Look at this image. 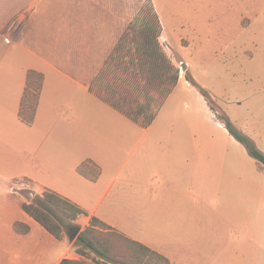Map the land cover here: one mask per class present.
I'll list each match as a JSON object with an SVG mask.
<instances>
[{"label": "crops", "instance_id": "0c3cea01", "mask_svg": "<svg viewBox=\"0 0 264 264\" xmlns=\"http://www.w3.org/2000/svg\"><path fill=\"white\" fill-rule=\"evenodd\" d=\"M199 1L210 4L204 12H158L162 35L185 39L183 51L196 45L214 51L225 70L251 61L247 47L264 46V30L253 27L263 12L257 1ZM228 1L251 14L250 25L237 30L217 10ZM64 3L0 0V264H61L72 257L65 239L22 209L30 202L23 197L28 189L62 196L86 212L80 221L89 225L95 217L171 264H254L256 246L264 247V175L248 170L249 160L238 153L244 146L188 81L179 79L147 126L115 107L95 89L105 58L91 44L90 60L77 57L73 28L63 21L73 14L61 10ZM84 65L90 71L80 74ZM31 71L44 82L28 125L20 111ZM181 86L203 118L193 121L198 109L187 101L184 113L168 116ZM206 122L227 135V143L208 138ZM247 132L264 150V136ZM82 164L97 167L98 178L80 174ZM20 181L31 186L22 188ZM17 224L28 233H19Z\"/></svg>", "mask_w": 264, "mask_h": 264}, {"label": "rangeland", "instance_id": "374dc122", "mask_svg": "<svg viewBox=\"0 0 264 264\" xmlns=\"http://www.w3.org/2000/svg\"><path fill=\"white\" fill-rule=\"evenodd\" d=\"M256 1L257 9L259 11L261 9L263 12L253 24V27L264 30V0ZM152 5L157 13L160 12L163 16H168L171 13L204 12L210 4L201 3L199 0H157L156 3L153 0H66V3L61 5L62 11L67 10L73 14V18L64 19L63 21L64 26L68 22L73 28V47L78 46L77 57L80 60H90L91 44L95 48V55L99 54L101 58H105L106 65L102 67L103 69L96 78L95 89L108 100L120 103L128 110H135L136 106L144 100V95H142L144 93L142 90L144 83L138 81L141 65L137 50L141 41L140 29L146 24V21L151 20L149 9ZM235 5L228 1L225 6H218L217 10L226 15L232 26L237 30H241L250 25L251 14L242 12V10L237 11V9L232 8ZM242 5L249 6L250 4L244 2ZM64 35L66 36V34ZM176 41L177 43L174 45L172 42ZM160 44L167 58L174 65L175 71L179 72V79L182 82L187 81L186 76L188 75L194 82L209 90L210 98L207 102L217 117L230 118L235 127L250 138L251 134L247 132V129L249 131L256 130L264 136L263 45L256 48L251 44L244 54L251 61L240 60L236 62L233 68L230 67L225 70L217 65L214 51H202L198 45L194 46L193 49L183 51L182 46L187 45L185 39L181 40L178 37L171 39L162 35ZM183 64L187 66L186 70L182 68ZM81 70L90 71V65L80 67V74ZM190 87L197 91L191 83ZM147 88L152 91L151 99L153 101H151L150 111L154 113L162 101V93L166 88L157 83L150 84ZM187 91L189 89L184 86L177 89L172 103L167 107L169 117L178 114L177 111L184 113V102L187 101L192 109H198L196 116L192 117L193 121L198 117L203 118V112L199 111L200 104ZM79 95L81 97L80 92ZM205 126L208 138L214 137L227 143V135L221 134L211 123L206 122ZM238 148L240 157L245 156L249 160L248 170H253L256 174L260 172L264 175L261 163L253 159L245 147L244 149L242 147ZM259 149L264 152L263 149ZM245 167L244 165L243 168ZM19 183L22 188L28 189L31 186L27 181H20ZM23 197L31 201L34 195L30 194L28 189V191H23ZM71 225L81 228L79 236L83 234L89 239L99 242L101 247L102 244H108L112 249L111 256L114 260L140 264L137 263L134 257L132 247L118 233L106 231L101 227H98L96 231H90L89 229L86 232L90 224L87 225L79 218ZM66 229L67 226L65 227L63 239H65L71 250L72 257L70 259L81 261L84 264H96L92 260L104 262L91 250L83 247L81 242H77V239L71 242ZM82 250L85 251V256L77 254L78 251ZM253 262L254 264H264V247L256 246ZM156 263L164 264L160 259L151 262V264Z\"/></svg>", "mask_w": 264, "mask_h": 264}, {"label": "trees", "instance_id": "16d2710c", "mask_svg": "<svg viewBox=\"0 0 264 264\" xmlns=\"http://www.w3.org/2000/svg\"><path fill=\"white\" fill-rule=\"evenodd\" d=\"M149 13L151 20L146 21V24L140 29L141 41L138 44L137 50L141 65L138 73V81L144 83L142 86L144 93L142 95H144L143 99L145 101L143 100L140 105L136 106L135 110L125 109L120 103L114 102L113 104L134 121H140V119H142L143 124L146 126L152 123L156 113V111L154 113H151L150 111L151 101L153 100L151 99L152 91L147 88L148 85L157 83L166 88L162 93L163 101L176 87L179 81V72L175 71L174 65L162 50L160 38L162 36L163 28L158 13L153 5L149 9ZM186 80L190 82L207 101L209 100L210 92L207 88L194 82L188 75L186 76ZM43 82L44 76L42 74L35 71L29 73L20 111V118L28 125H31L34 122L43 88ZM218 119L224 123L228 132L246 148L248 154L264 166V153L256 146L255 142L243 132L239 131L230 118L218 117ZM78 171L80 174L91 180H96L100 174V170L90 164H82ZM22 209L59 240L63 239L66 226H71V223L75 222L80 216L87 215L86 212L77 205L48 190L43 194L34 195L33 200L29 203H23ZM98 227H101L106 231L116 232L110 226L95 217L91 218L90 227L86 232L89 231V229L90 231H96ZM16 230L19 233H28L29 228L17 224ZM119 235L125 238L123 235ZM125 240L132 247L137 263L151 264L153 260L160 259L164 264H171L167 258L148 247L127 238H125ZM77 242H81L83 247L91 250L104 260V262H96L95 260H92L96 264H131L114 260L111 256L112 249L108 244H102L101 247L99 242H95L83 234L77 238ZM77 254L82 256L86 255L83 250L78 251ZM61 264L84 263L72 259H64Z\"/></svg>", "mask_w": 264, "mask_h": 264}, {"label": "water", "instance_id": "95a60500", "mask_svg": "<svg viewBox=\"0 0 264 264\" xmlns=\"http://www.w3.org/2000/svg\"><path fill=\"white\" fill-rule=\"evenodd\" d=\"M182 68L184 70H186L187 66L185 64H183ZM80 232H81V228L78 226H74V225L68 226L66 229V233H67L68 238L71 242L77 239Z\"/></svg>", "mask_w": 264, "mask_h": 264}]
</instances>
